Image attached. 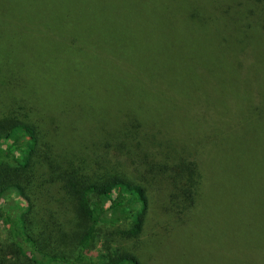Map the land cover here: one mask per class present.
<instances>
[{"label": "trees", "instance_id": "obj_1", "mask_svg": "<svg viewBox=\"0 0 264 264\" xmlns=\"http://www.w3.org/2000/svg\"><path fill=\"white\" fill-rule=\"evenodd\" d=\"M8 1L0 0V97L12 98L0 101V264H142L136 249L148 223L173 232L196 225L208 151L199 142L248 120L264 126V22L258 39L219 49L218 78L189 57L186 44L177 50L181 58L171 75L192 87L185 91L184 83L174 82L160 91L157 85L149 90L157 66L139 59L138 37L120 41L117 28L103 39L92 28L32 26L16 17ZM253 1L264 15V0ZM149 91L157 99L144 143L132 124L123 137L110 128L82 145L86 149L71 141L67 149L77 151L58 157L46 140L49 123L28 117L38 112L33 102L63 98L79 118L113 116L126 94ZM210 98L223 99L227 111ZM159 101L167 106L158 116ZM262 160L264 174V150ZM64 218L74 222L73 233L62 229ZM260 223L255 264H264V203ZM223 234L232 243L226 227ZM184 264L214 262L187 258Z\"/></svg>", "mask_w": 264, "mask_h": 264}, {"label": "rangeland", "instance_id": "obj_2", "mask_svg": "<svg viewBox=\"0 0 264 264\" xmlns=\"http://www.w3.org/2000/svg\"><path fill=\"white\" fill-rule=\"evenodd\" d=\"M8 6L17 13V18L32 26L56 24L63 29L71 26L80 30L92 28L98 30L103 39L108 31L117 28L114 33L120 41L127 38L137 41L138 37L142 52L139 59L157 66L156 78L149 77V90L157 85L160 91L174 87V82L184 83L182 89L185 91L192 87L181 77L179 80L171 75L174 62L181 58L177 50H183L186 44L189 57L218 78L222 67L219 49L238 48L242 41L258 39L259 24L264 22L263 11L253 0H9ZM128 30L136 35L128 36ZM176 46L178 49L173 51L172 47ZM5 63L14 65L11 60ZM182 63L184 67V61ZM190 69L187 65L186 70L190 72ZM6 99L12 98L0 97L1 102L6 103ZM63 99L51 104L33 102L34 112H38L28 116L38 123H49L46 140L58 157L61 153L67 156L77 151L67 149L71 141L81 147L90 145V141L103 138L110 128L124 136L130 132L132 124L138 126L133 130L136 139L146 142L149 113L157 97L151 91L149 95L143 92L126 94L115 115L87 119L79 118L73 108L65 104L67 99ZM210 100L214 106L227 111L223 99ZM157 104L155 112L159 116L167 105L163 101ZM190 136L197 139L193 130ZM213 139L216 140L199 142L208 151L199 186L202 198L196 225L179 224V231L173 232L161 230L154 222L149 228L148 223L136 249L142 264H184L187 258L214 264H255L252 251L257 247L260 250L257 232L264 203V126L256 120H248ZM118 168L128 171L123 166ZM217 207L221 208L219 214L224 224L219 221ZM60 225L70 234L77 229L69 218L60 221ZM223 227L227 228L232 243L226 240ZM175 248L177 254L172 253Z\"/></svg>", "mask_w": 264, "mask_h": 264}]
</instances>
